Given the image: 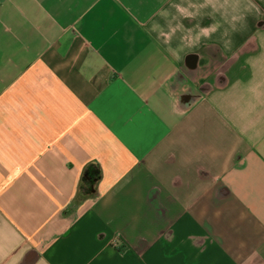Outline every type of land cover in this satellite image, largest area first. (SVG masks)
<instances>
[{"label":"crops","instance_id":"crops-1","mask_svg":"<svg viewBox=\"0 0 264 264\" xmlns=\"http://www.w3.org/2000/svg\"><path fill=\"white\" fill-rule=\"evenodd\" d=\"M172 3L0 0V264H264V0L179 59Z\"/></svg>","mask_w":264,"mask_h":264},{"label":"clouds","instance_id":"clouds-1","mask_svg":"<svg viewBox=\"0 0 264 264\" xmlns=\"http://www.w3.org/2000/svg\"><path fill=\"white\" fill-rule=\"evenodd\" d=\"M251 7V0H180L166 10L162 25L153 23V30L166 46H171L174 39L177 41L174 50L177 59L185 48L196 47L201 39H210L217 32L227 48L231 44V35L246 26ZM204 19L212 22L202 26ZM185 20L194 23L186 26ZM249 91L253 97L264 95V81L251 83Z\"/></svg>","mask_w":264,"mask_h":264}]
</instances>
